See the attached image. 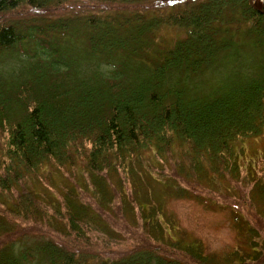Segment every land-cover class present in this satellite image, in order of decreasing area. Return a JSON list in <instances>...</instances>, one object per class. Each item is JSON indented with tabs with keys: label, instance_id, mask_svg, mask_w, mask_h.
I'll return each mask as SVG.
<instances>
[{
	"label": "trees",
	"instance_id": "1",
	"mask_svg": "<svg viewBox=\"0 0 264 264\" xmlns=\"http://www.w3.org/2000/svg\"><path fill=\"white\" fill-rule=\"evenodd\" d=\"M166 29L178 38L161 50ZM232 49L258 63L185 100ZM262 135L264 14L250 0H0V264L33 263L15 248L36 235L44 264H264V183L239 162ZM47 174L62 194L41 189ZM201 196L231 208V252L166 222L169 199Z\"/></svg>",
	"mask_w": 264,
	"mask_h": 264
},
{
	"label": "rangeland",
	"instance_id": "2",
	"mask_svg": "<svg viewBox=\"0 0 264 264\" xmlns=\"http://www.w3.org/2000/svg\"><path fill=\"white\" fill-rule=\"evenodd\" d=\"M158 37H161L162 41H160L161 50L169 48L172 45V40L178 38L176 33L169 31V29L161 31ZM256 52L245 49H232L222 52L214 64L206 69L203 74L197 75V78L193 80L192 90L184 94L183 98L188 101L203 99L235 84L238 79L236 73H242L240 69L245 64L256 65L258 63L253 58V54ZM178 92L180 93V91ZM242 147L244 152L239 161L244 173L251 174L264 183V135L247 140ZM47 176V181L51 180V182L49 181L47 186L42 185L41 189L52 196L62 194L64 190L63 181L59 180L57 174H47ZM52 179L54 180L52 181ZM65 184L67 185V183ZM243 188L244 185H238L237 192L232 193L231 197H240L246 190ZM201 197L202 199H169L164 205L166 222L174 225L176 232H184V235L202 242L212 253L225 254L231 252L236 247L231 208L220 199L208 196ZM36 236H30L21 243H17L15 249L17 252H24L29 248L35 249L30 253L36 256V260L33 263L29 262V264H44L46 254L38 255L36 244L40 242V239L45 243V239ZM9 239L11 237H5L6 241ZM92 251L102 252L104 250L94 247Z\"/></svg>",
	"mask_w": 264,
	"mask_h": 264
},
{
	"label": "water",
	"instance_id": "3",
	"mask_svg": "<svg viewBox=\"0 0 264 264\" xmlns=\"http://www.w3.org/2000/svg\"><path fill=\"white\" fill-rule=\"evenodd\" d=\"M251 6L254 10L258 11L261 14H264V4L259 5L258 3H255L254 0H251Z\"/></svg>",
	"mask_w": 264,
	"mask_h": 264
},
{
	"label": "bare ground",
	"instance_id": "4",
	"mask_svg": "<svg viewBox=\"0 0 264 264\" xmlns=\"http://www.w3.org/2000/svg\"><path fill=\"white\" fill-rule=\"evenodd\" d=\"M258 4L262 5L264 3V0H255Z\"/></svg>",
	"mask_w": 264,
	"mask_h": 264
},
{
	"label": "clouds",
	"instance_id": "5",
	"mask_svg": "<svg viewBox=\"0 0 264 264\" xmlns=\"http://www.w3.org/2000/svg\"><path fill=\"white\" fill-rule=\"evenodd\" d=\"M114 67V66H113Z\"/></svg>",
	"mask_w": 264,
	"mask_h": 264
}]
</instances>
